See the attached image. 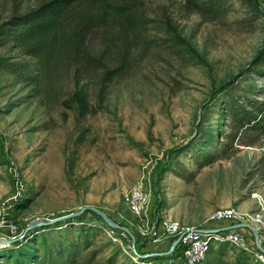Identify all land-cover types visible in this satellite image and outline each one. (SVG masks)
I'll return each mask as SVG.
<instances>
[{
  "label": "rangeland",
  "instance_id": "rangeland-1",
  "mask_svg": "<svg viewBox=\"0 0 264 264\" xmlns=\"http://www.w3.org/2000/svg\"><path fill=\"white\" fill-rule=\"evenodd\" d=\"M36 1L0 0V27L13 10ZM141 5L148 23L129 32L127 67L109 81L102 101L98 71L77 76L76 65L66 61L45 68L39 56L0 34V202L11 204L7 214L22 242L33 244L35 237L39 245L43 235L60 231L84 243L78 257L90 258L89 264H103L116 251L117 264H131L121 245L131 241L109 236L105 221L91 209L44 232L28 227L37 218L93 204L129 227L138 252L162 249L160 241L140 234L144 221L122 199L143 175L152 197L146 226L163 216L217 225L205 217L222 205L259 213L264 220V115L252 125L235 124L224 95L234 88L251 99L264 98L251 91L263 77L246 71L264 46V0H231L225 13L209 19L181 0H141ZM109 36L118 50L116 30ZM98 42L97 35L89 36L91 48ZM43 73L51 79L48 98L34 84ZM77 77L93 108L85 114L61 103ZM173 166L177 174L167 169ZM247 239L250 249L210 241L198 264L264 263ZM4 244L9 243L0 247Z\"/></svg>",
  "mask_w": 264,
  "mask_h": 264
},
{
  "label": "trees",
  "instance_id": "trees-1",
  "mask_svg": "<svg viewBox=\"0 0 264 264\" xmlns=\"http://www.w3.org/2000/svg\"><path fill=\"white\" fill-rule=\"evenodd\" d=\"M181 1L186 7L200 11L209 19L225 13L231 0ZM141 6V0H37L26 9L13 10L3 20L0 34L5 38L12 36L27 52L39 56L45 68L51 61H66L76 65L74 74L77 76L82 71H98L97 94L102 101L109 81L127 67L124 50L130 39L129 32L148 23ZM113 30H116V39L122 44L118 50H113L110 46L109 32ZM91 34L97 35L99 39L95 48L88 45ZM246 71L263 77L262 85L252 84L251 91L264 93V46L249 62ZM79 79L77 77L72 90L62 98L61 103L65 108L75 107L85 114L93 108ZM34 84L37 85L38 93L50 97L52 85L48 73L39 76ZM227 84L228 81H225L215 87L213 94ZM245 94H239L234 88L227 89L224 94L228 99L226 111L235 124L252 125V122H257L264 115V98L251 99ZM167 169L177 174L175 166ZM60 222L62 220L34 228L36 232H44L48 228H55ZM104 225L108 224L105 222ZM52 233L48 238L43 235L39 245L36 244L35 237L34 240L31 239L33 244L22 242L21 239L4 244L0 247V264H89L90 258L78 257L80 247L84 248L80 239L74 240L72 236L60 231ZM169 244L159 250L168 248ZM117 253L108 255L103 264H117ZM179 253L176 246L169 254L130 258L131 264H178L173 258ZM127 255L130 256L128 253Z\"/></svg>",
  "mask_w": 264,
  "mask_h": 264
},
{
  "label": "built area",
  "instance_id": "built-area-1",
  "mask_svg": "<svg viewBox=\"0 0 264 264\" xmlns=\"http://www.w3.org/2000/svg\"><path fill=\"white\" fill-rule=\"evenodd\" d=\"M122 199L126 207L139 220L144 221L138 226L140 234H149L152 237V241L166 238L172 241L180 233L182 234L176 245L180 253L173 258L178 264H198L201 262L209 247L210 241L213 240L227 241L244 249H250L247 236L253 241V246L256 248L254 252L257 258L264 261V251L259 248L251 229L248 227H235L217 232H204L198 228L204 227L203 225L188 224L168 216H163L152 226H146V221L149 218V211L151 209L152 197L150 180L145 175L134 180L133 183L124 190ZM10 206L11 204L7 201L3 200L0 202V237H15L18 233L17 223L7 214V209ZM205 221L216 223L222 221H228L229 223L238 221L248 222L258 230V242L264 248V220L259 213L253 215L249 212L240 211L232 205H222L211 209L207 213ZM104 228L109 236L119 241L124 235L128 238V241H131L130 236L127 235L125 230L114 228L109 225H105ZM244 228H246V231ZM121 245L132 259H136L137 254L133 251L131 243H121Z\"/></svg>",
  "mask_w": 264,
  "mask_h": 264
},
{
  "label": "water",
  "instance_id": "water-1",
  "mask_svg": "<svg viewBox=\"0 0 264 264\" xmlns=\"http://www.w3.org/2000/svg\"><path fill=\"white\" fill-rule=\"evenodd\" d=\"M86 209H91L93 210L95 213H97L98 215H100L103 220L111 227L114 228H119L122 230H125L127 232V234L130 236L131 238V246L133 251L137 254V256H141V257H146V256H152V255H164V254H169L172 252V250L176 247L178 240L181 237V233L174 238L171 243L169 244L168 248L163 249V250H156V251H148V252H143L140 253L136 250L135 248V235L133 234V232L129 229L128 226L120 224L119 222H117L115 219H113L112 217H110L104 210L94 206L93 204H85L83 205L80 209L76 210V211H72V212H68L65 214H61V215H57L53 218L50 219H35L28 227H36L39 225H44V224H49L51 222L57 221V220H61V219H66L69 217H73L75 215L80 214L81 212H83ZM235 227H248L251 229L254 237H255V241L257 243V245L259 246V248H261L264 251V248L261 246V244L258 242V237H259V232L258 230L255 229V227H253L251 224H249L248 222H244V221H238V222H231L222 226H216V227H212V228H204V227H198L201 231L204 232H208V231H222L225 229H230V228H235ZM17 239V236L15 237H0V243H11L14 240Z\"/></svg>",
  "mask_w": 264,
  "mask_h": 264
},
{
  "label": "crops",
  "instance_id": "crops-1",
  "mask_svg": "<svg viewBox=\"0 0 264 264\" xmlns=\"http://www.w3.org/2000/svg\"><path fill=\"white\" fill-rule=\"evenodd\" d=\"M151 207H152V203H151ZM163 211H165V210H163ZM167 213L169 214V212H165V215H167ZM228 223H229L228 221H222V222H218L217 225H205V226L203 225V226L204 227H216V226H222V225H225V224H228ZM158 241H160L162 246H167L168 243H171V240L168 239V238L162 239V240H158Z\"/></svg>",
  "mask_w": 264,
  "mask_h": 264
}]
</instances>
